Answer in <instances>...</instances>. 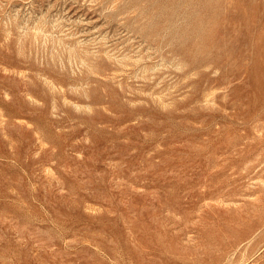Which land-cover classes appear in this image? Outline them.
<instances>
[{
	"label": "rangeland",
	"instance_id": "rangeland-1",
	"mask_svg": "<svg viewBox=\"0 0 264 264\" xmlns=\"http://www.w3.org/2000/svg\"><path fill=\"white\" fill-rule=\"evenodd\" d=\"M0 264H264V0H0Z\"/></svg>",
	"mask_w": 264,
	"mask_h": 264
}]
</instances>
